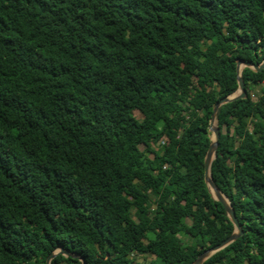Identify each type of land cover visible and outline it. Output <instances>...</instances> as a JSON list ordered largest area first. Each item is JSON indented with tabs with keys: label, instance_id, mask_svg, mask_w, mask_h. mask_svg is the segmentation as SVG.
Instances as JSON below:
<instances>
[{
	"label": "trees",
	"instance_id": "obj_1",
	"mask_svg": "<svg viewBox=\"0 0 264 264\" xmlns=\"http://www.w3.org/2000/svg\"><path fill=\"white\" fill-rule=\"evenodd\" d=\"M239 60L264 62V0H0V264H193L230 238L205 158ZM241 76L211 175L244 233L203 264H264V69Z\"/></svg>",
	"mask_w": 264,
	"mask_h": 264
},
{
	"label": "water",
	"instance_id": "obj_2",
	"mask_svg": "<svg viewBox=\"0 0 264 264\" xmlns=\"http://www.w3.org/2000/svg\"><path fill=\"white\" fill-rule=\"evenodd\" d=\"M246 67L252 68V69L254 67L255 71H261L262 69H264V62L262 63L261 66H255L251 62H244L242 60L238 61V71L240 73L238 76V80H239L238 91L234 95L222 99L219 103L216 104V106L214 108V113H213V116H212V119L210 122V126H209V130L212 133L213 143L211 144L209 151L207 153V156L205 158V178H206L207 185L209 186L211 193L213 194V197L225 206L227 213H228V216L235 226V232L230 238L225 240L222 244L216 246L213 249L207 250L203 254H201L193 264H203L206 260H208L215 253H217L218 251L226 248L227 246H229L230 244L235 242L244 233L242 226L239 223V220L236 216V213H235L231 203L229 202L227 197L225 195H223V193L213 183L212 175H211V166H212L214 159L216 158V152H217V149L219 146V139L221 137V132H220V129H219L218 123H217L218 109L222 105L228 104L234 100L247 98V89L245 86V82L243 81L242 76H241V72ZM59 254H64L67 257L71 256V254L65 253L63 249H60L59 251H56V252L51 254V256L48 258L47 264H50L51 260H53ZM82 263L86 264V262L84 260H82Z\"/></svg>",
	"mask_w": 264,
	"mask_h": 264
},
{
	"label": "rangeland",
	"instance_id": "obj_3",
	"mask_svg": "<svg viewBox=\"0 0 264 264\" xmlns=\"http://www.w3.org/2000/svg\"><path fill=\"white\" fill-rule=\"evenodd\" d=\"M262 65V64H261ZM260 65V66H261ZM253 69H255L254 67H253ZM262 88H264V83H262L261 85H259V86H255V87H253L252 88V96H253V99L254 100H257L258 99V97L260 96V94H261V89ZM165 145V144H167V141L166 140H164V141H162L160 144L158 143V144H154L153 146H152V151H150V150H148L144 145H142L141 146V150H143V151H146V153L151 157V158H153L154 156H155V154H154V152L155 151H158V150H160V147H161V145ZM156 199V197L155 196H153L152 197V204H151V207L152 208H154L155 206H154V200ZM188 223H190V220H188ZM154 259V257L153 256H150V255H148V256H138V260L140 261V262H145V263H149L151 260H153Z\"/></svg>",
	"mask_w": 264,
	"mask_h": 264
}]
</instances>
